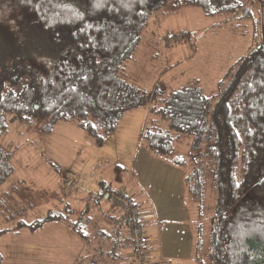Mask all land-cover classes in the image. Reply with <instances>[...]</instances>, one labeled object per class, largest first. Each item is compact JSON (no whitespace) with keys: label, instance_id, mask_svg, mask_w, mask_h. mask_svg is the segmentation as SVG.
<instances>
[{"label":"trees","instance_id":"1","mask_svg":"<svg viewBox=\"0 0 264 264\" xmlns=\"http://www.w3.org/2000/svg\"><path fill=\"white\" fill-rule=\"evenodd\" d=\"M253 1L260 3V43L206 96L195 84L147 91L121 75L167 0H0V138L13 116L26 125L45 122V133L71 122L101 142L125 111L147 106L146 147L167 156L185 143L188 156L169 161L184 169L192 199L205 197L206 177L215 191L210 264H264V0L174 3L249 19ZM12 156L0 147V187L13 173ZM54 221L63 219L52 211L32 223L18 220L14 229Z\"/></svg>","mask_w":264,"mask_h":264},{"label":"rangeland","instance_id":"2","mask_svg":"<svg viewBox=\"0 0 264 264\" xmlns=\"http://www.w3.org/2000/svg\"><path fill=\"white\" fill-rule=\"evenodd\" d=\"M246 8L251 11L249 19L240 14L205 16L199 8L167 0L149 18L134 54L122 67V77L147 91L195 84L206 96L217 94V84L229 67L260 43V3L250 2ZM147 117V106L125 111L101 142L71 122H57L45 133L43 121L26 125L9 117L8 134L0 138V147L13 153L14 177L7 182L21 178V192L36 206L19 212L18 217L10 210L7 216L32 223L53 211L66 224L82 217L88 228L97 229L98 221L93 218L98 207L107 208V202L111 205L100 196L97 207V192L110 186L134 201L143 227L161 229L162 244L168 251L184 252L190 240L193 242L198 261L181 264L207 263L215 205L211 181L205 178L202 201L192 199L186 184L184 188V169L169 161L187 157L188 146L175 143L169 155L154 154L141 138ZM86 202L89 219L82 213ZM11 227L14 221L0 222V229Z\"/></svg>","mask_w":264,"mask_h":264},{"label":"crops","instance_id":"3","mask_svg":"<svg viewBox=\"0 0 264 264\" xmlns=\"http://www.w3.org/2000/svg\"><path fill=\"white\" fill-rule=\"evenodd\" d=\"M13 174L14 168L11 179L14 177ZM7 181L0 187V222L5 224L14 221V227L8 228L9 231L0 238L2 264H130L127 255L131 253L132 246L129 242L123 240L119 259H116L112 253L109 229L118 213L111 209L108 202L107 208L98 207L100 191L97 192L95 199L99 212L93 218L98 221L97 229L92 226L88 228L89 224L79 217L76 223L66 224L64 220L54 221L32 231L26 227L14 228L18 223L16 217L20 216L18 213L27 208L34 209L36 203L30 201L23 191L21 192L23 188L21 178L15 177L9 183ZM180 185H182L181 182ZM69 187H72L71 184ZM103 200L106 199L103 198ZM61 203L63 202L60 201ZM11 208L17 212L16 217L7 216L6 212ZM90 212L88 202L84 203L82 213L87 214L88 219ZM144 231L148 237L146 248L149 259L164 260L169 264L198 261V249L194 247L191 240L184 252L175 249L168 251L170 249L162 244L160 228L144 227ZM203 264H210L209 259Z\"/></svg>","mask_w":264,"mask_h":264},{"label":"built area","instance_id":"4","mask_svg":"<svg viewBox=\"0 0 264 264\" xmlns=\"http://www.w3.org/2000/svg\"><path fill=\"white\" fill-rule=\"evenodd\" d=\"M71 186H73V183ZM101 194L110 201L111 209L118 213L113 226L109 229L114 257L116 259L120 258L124 240L132 246L131 253L127 255L130 264H169L164 260L149 259V252L146 248L148 237L134 201L128 196L113 190L110 186L103 187Z\"/></svg>","mask_w":264,"mask_h":264}]
</instances>
